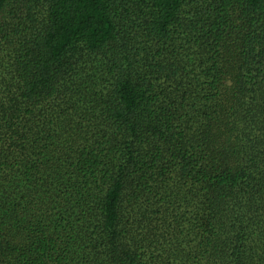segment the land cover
I'll use <instances>...</instances> for the list:
<instances>
[{
    "label": "trees",
    "instance_id": "obj_1",
    "mask_svg": "<svg viewBox=\"0 0 264 264\" xmlns=\"http://www.w3.org/2000/svg\"><path fill=\"white\" fill-rule=\"evenodd\" d=\"M0 264H264V0H0Z\"/></svg>",
    "mask_w": 264,
    "mask_h": 264
}]
</instances>
